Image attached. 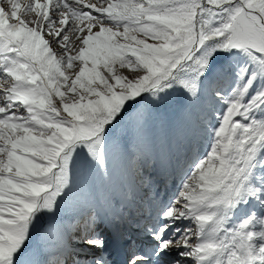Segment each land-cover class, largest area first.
<instances>
[{
	"label": "snow or ice",
	"instance_id": "6c2138e0",
	"mask_svg": "<svg viewBox=\"0 0 264 264\" xmlns=\"http://www.w3.org/2000/svg\"><path fill=\"white\" fill-rule=\"evenodd\" d=\"M174 96L186 158L138 247L103 193ZM108 240L122 264H264V0H0V264H112Z\"/></svg>",
	"mask_w": 264,
	"mask_h": 264
},
{
	"label": "rangeland",
	"instance_id": "374dc122",
	"mask_svg": "<svg viewBox=\"0 0 264 264\" xmlns=\"http://www.w3.org/2000/svg\"><path fill=\"white\" fill-rule=\"evenodd\" d=\"M191 111L188 102L176 96L166 99L158 107L151 109L148 116L147 145L143 150H137L130 142V137L127 138L129 155L117 164L113 174L115 184L121 183L130 199L121 197L110 186L104 190L103 195L118 205L116 210L123 209L127 221L121 224L123 236L131 237L138 247H146L150 243L142 229L138 227L146 222V210L150 200L157 195L160 197L173 195L179 184L178 164L182 165L186 158L185 145ZM205 146L206 140L200 139L201 153L205 151ZM70 215V211L64 213L65 217ZM122 248L123 246L118 245L114 240H108V247L103 255L110 259L112 264H117L120 259L119 251L125 253ZM48 258L51 259V256ZM88 258L92 257L89 255ZM175 258V256L168 257L166 264H173Z\"/></svg>",
	"mask_w": 264,
	"mask_h": 264
},
{
	"label": "bare ground",
	"instance_id": "6f19581e",
	"mask_svg": "<svg viewBox=\"0 0 264 264\" xmlns=\"http://www.w3.org/2000/svg\"><path fill=\"white\" fill-rule=\"evenodd\" d=\"M120 185V186H117L116 187V185ZM117 184H115V181L114 180H112V183H111V185H110V187H112V188H114L115 189V192L117 193V194H119L121 197H126V195H125V192H124V187L121 185V183H117ZM123 188V189H122ZM109 211H111V210H109ZM141 239V238H140ZM120 263V262H119ZM121 264V263H120Z\"/></svg>",
	"mask_w": 264,
	"mask_h": 264
}]
</instances>
